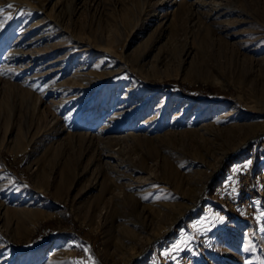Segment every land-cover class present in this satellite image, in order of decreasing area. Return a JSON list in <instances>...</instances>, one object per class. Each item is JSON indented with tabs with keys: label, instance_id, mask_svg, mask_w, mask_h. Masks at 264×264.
<instances>
[{
	"label": "rangeland",
	"instance_id": "rangeland-1",
	"mask_svg": "<svg viewBox=\"0 0 264 264\" xmlns=\"http://www.w3.org/2000/svg\"><path fill=\"white\" fill-rule=\"evenodd\" d=\"M0 264H264V0H0Z\"/></svg>",
	"mask_w": 264,
	"mask_h": 264
},
{
	"label": "bare ground",
	"instance_id": "bare-ground-1",
	"mask_svg": "<svg viewBox=\"0 0 264 264\" xmlns=\"http://www.w3.org/2000/svg\"><path fill=\"white\" fill-rule=\"evenodd\" d=\"M35 231H36V224H31L27 230L28 235L26 237V240L30 239Z\"/></svg>",
	"mask_w": 264,
	"mask_h": 264
},
{
	"label": "trees",
	"instance_id": "trees-1",
	"mask_svg": "<svg viewBox=\"0 0 264 264\" xmlns=\"http://www.w3.org/2000/svg\"><path fill=\"white\" fill-rule=\"evenodd\" d=\"M246 157H247L246 155H245V156H242V157H239V160H236V162L244 161V160H246ZM234 159H235V158H234ZM236 159H238V158H236ZM233 161H234V160H231V162H233ZM231 162H230V163H231ZM230 163H229V164H230ZM228 166H229V165H228ZM228 166H227V167H228ZM220 182H221V180L217 181L216 183L218 184V183H220ZM215 186H216V184H214V185L212 184V185H211V188H214Z\"/></svg>",
	"mask_w": 264,
	"mask_h": 264
},
{
	"label": "crops",
	"instance_id": "crops-1",
	"mask_svg": "<svg viewBox=\"0 0 264 264\" xmlns=\"http://www.w3.org/2000/svg\"><path fill=\"white\" fill-rule=\"evenodd\" d=\"M244 161H241V162L240 161L239 162H231L228 167H231V166L236 165V164H237V166H240V165H242V162H244Z\"/></svg>",
	"mask_w": 264,
	"mask_h": 264
},
{
	"label": "built area",
	"instance_id": "built-area-1",
	"mask_svg": "<svg viewBox=\"0 0 264 264\" xmlns=\"http://www.w3.org/2000/svg\"><path fill=\"white\" fill-rule=\"evenodd\" d=\"M248 170H245L244 173L247 174Z\"/></svg>",
	"mask_w": 264,
	"mask_h": 264
},
{
	"label": "snow or ice",
	"instance_id": "snow-or-ice-1",
	"mask_svg": "<svg viewBox=\"0 0 264 264\" xmlns=\"http://www.w3.org/2000/svg\"><path fill=\"white\" fill-rule=\"evenodd\" d=\"M8 7H9V8H11V7H12V5H8Z\"/></svg>",
	"mask_w": 264,
	"mask_h": 264
}]
</instances>
